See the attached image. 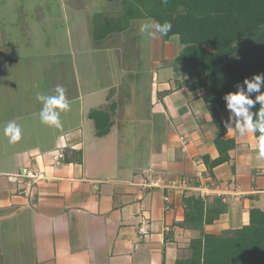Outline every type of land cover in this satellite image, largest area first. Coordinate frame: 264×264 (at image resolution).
Wrapping results in <instances>:
<instances>
[{
  "label": "crops",
  "instance_id": "obj_1",
  "mask_svg": "<svg viewBox=\"0 0 264 264\" xmlns=\"http://www.w3.org/2000/svg\"><path fill=\"white\" fill-rule=\"evenodd\" d=\"M89 1L71 2L69 25L51 33L40 23L44 17L29 25L23 11L0 9V264H175L199 236L180 227L186 195L222 197L230 204L228 213L205 227L211 234L248 225L253 208L264 211V159H257L255 134L240 136L225 127L223 139L239 145L229 153L231 162L211 174L204 163L205 156L219 157L220 130L203 89H176L173 62L181 45L133 26L137 20L155 22L152 18L104 33L105 19L124 15V0H112L102 10H90ZM0 3L11 6L12 0ZM17 15L25 26L14 27ZM41 43L52 46H46L53 59L47 69L51 81L62 75L73 82L72 88L65 85L70 110L61 113L60 128L41 122L43 105L36 96L45 93L42 86L30 91L27 85L42 79L26 67L14 78V51H7ZM142 53L148 59L141 61ZM7 55L10 67L2 62ZM132 96L142 102L124 103ZM94 110L110 117L103 137L86 120ZM220 115L226 120L228 111ZM11 121L21 129L15 143L4 134ZM58 152L64 158L56 161ZM28 170L40 179L23 176ZM150 172L185 179L187 186L151 187Z\"/></svg>",
  "mask_w": 264,
  "mask_h": 264
},
{
  "label": "trees",
  "instance_id": "obj_2",
  "mask_svg": "<svg viewBox=\"0 0 264 264\" xmlns=\"http://www.w3.org/2000/svg\"><path fill=\"white\" fill-rule=\"evenodd\" d=\"M124 15L104 21V33L127 30L134 19L152 18L170 21L172 30L165 40L178 37L182 47L173 62L176 89L204 90L203 99L220 136L215 144L219 157L203 158L210 174L213 169L231 162L230 151L239 147L233 139H223L226 128L221 111L223 97L235 92V85L254 74L264 73V0H124ZM264 91V89H262ZM255 93L252 98L255 99ZM257 103L253 111H258ZM97 136L107 135L110 117L104 110H94ZM259 142V133H255ZM184 220L180 227L199 232L175 264H264V211L250 210V222L239 229L211 234L205 227L228 213L230 204L222 197L186 195Z\"/></svg>",
  "mask_w": 264,
  "mask_h": 264
},
{
  "label": "clouds",
  "instance_id": "obj_3",
  "mask_svg": "<svg viewBox=\"0 0 264 264\" xmlns=\"http://www.w3.org/2000/svg\"><path fill=\"white\" fill-rule=\"evenodd\" d=\"M164 3L167 0H163ZM141 34L155 38L167 36L172 30L170 21L164 23L146 20L140 25ZM236 91L224 95L228 117L223 120L224 126L233 129L238 135L244 136L247 133H259L257 146V159H264V73L254 74L250 79L245 78L242 83L235 85ZM55 95L37 93L36 99L43 105L39 116L42 123L62 127L60 115L70 110V101L66 97V90L63 86L57 85ZM255 93V99L252 98ZM260 105L258 111H253L256 104ZM4 134L9 137L10 143L21 139V129L14 121L9 122L4 128Z\"/></svg>",
  "mask_w": 264,
  "mask_h": 264
},
{
  "label": "rangeland",
  "instance_id": "obj_4",
  "mask_svg": "<svg viewBox=\"0 0 264 264\" xmlns=\"http://www.w3.org/2000/svg\"><path fill=\"white\" fill-rule=\"evenodd\" d=\"M68 2H61L60 0H12V4L11 6H2L0 3V9L6 7V8H10L12 7L13 10V14L15 15L16 13L18 14L19 11H23L26 14V21L27 24L32 25L34 23V20L39 18V17H44V20L40 23L41 25H43L42 27H45L43 29L47 30L48 33H51V31L53 30V28L55 30H60L62 31L63 28H65L67 25H69V12L70 10L73 9L72 3L75 5L77 3H81L82 0H67ZM112 0H90L87 4H88V8H90V10H102L105 8H109L111 7V2ZM119 2H121V0H118ZM19 15V14H18ZM15 16V19H13L14 23V27L16 26H20V25H24V18L21 19L20 17ZM142 21H135V25L133 26H138V24H142ZM8 25V24H6ZM21 26V27H23ZM133 35V34H132ZM135 36H137L136 34H134ZM131 36V35H129ZM14 37V36H13ZM136 38V37H135ZM174 42L179 43V38L176 36L173 38ZM14 40L17 41V38L14 37ZM49 43H41L38 46L35 47H31L27 50H23V49H9L7 51H9L8 53L11 52V50H13V54L12 56H6L3 57V64L5 65L7 63V67H10V64H8L9 62V57L12 59V62L15 63L14 65V75L13 77L16 78L19 76V73H21V69L24 67H26V69H28V71L33 72L32 74L35 76H39V78H41L42 80H39L37 82H28L27 85H29V90L33 91L35 89H37V87L42 86V89H40L43 93L47 94V95H52L53 90L51 88L53 83H60L61 86H63L65 88V85L70 84V88H72L73 82H68V81H63V77L61 75V81H55L52 82L51 78H53L52 74L49 76V73L47 72V69L52 65V58L51 55L49 54V52L51 51L49 48H51L52 46ZM49 47V48H46ZM17 48V47H16ZM52 49V48H51ZM4 50V49H3ZM1 50V52L3 51ZM5 52V51H4ZM7 53V52H5ZM125 53L132 55L133 54V50L131 47H126L125 48ZM144 53V52H143ZM141 55V61L148 59V54L146 55ZM23 58V59H21ZM62 61H64L63 57L61 58ZM98 62V60H96V63ZM27 63H29L27 65ZM35 63V67L33 69V71H31L32 65ZM95 63V62H94ZM93 63V65H95ZM23 64V65H22ZM0 65L2 66V64L0 63ZM27 65V66H26ZM79 66V65H78ZM132 67V66H130ZM18 68V69H17ZM50 69V68H49ZM130 69V68H129ZM40 73L42 75H40ZM59 74V73H58ZM104 76V75H103ZM14 80V79H13ZM103 80V79H102ZM17 83H16V82ZM13 82H15L18 85V80H14ZM99 82V81H98ZM99 85H104V81L98 83ZM35 83V84H34ZM130 83V82H129ZM147 90V95L149 94V86H147L146 88ZM143 93V92H142ZM132 100V101H129ZM137 102H142L141 97H134L132 96L131 98H124V103H128L127 105H131L136 104ZM138 105V104H136ZM76 108L79 109V104L75 105ZM61 116H64V114H61ZM89 124L93 125L91 127L92 131L97 132L96 129V125L95 122L93 120H91L88 116V119H86ZM91 120V121H89ZM1 147V146H0ZM4 147V146H3ZM3 147H1L2 149H4ZM189 245V244H188ZM186 252L183 253L184 255H187V248Z\"/></svg>",
  "mask_w": 264,
  "mask_h": 264
},
{
  "label": "built area",
  "instance_id": "obj_5",
  "mask_svg": "<svg viewBox=\"0 0 264 264\" xmlns=\"http://www.w3.org/2000/svg\"><path fill=\"white\" fill-rule=\"evenodd\" d=\"M54 160L59 161L60 159L64 158L63 152H58L54 155ZM23 176L26 178L33 180L34 182H37L41 175L34 170H28L24 171ZM149 185L154 188H162V187H168L172 189H178L181 187L187 186V181L185 179H172L166 176H156L153 172H150V175L148 176ZM31 185V182H29ZM28 195V193H27ZM166 202V210L171 209V199L170 197H165Z\"/></svg>",
  "mask_w": 264,
  "mask_h": 264
}]
</instances>
